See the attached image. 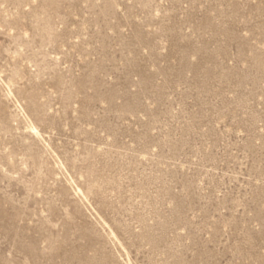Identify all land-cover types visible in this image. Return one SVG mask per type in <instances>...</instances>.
Returning <instances> with one entry per match:
<instances>
[{
  "label": "rangeland",
  "instance_id": "374dc122",
  "mask_svg": "<svg viewBox=\"0 0 264 264\" xmlns=\"http://www.w3.org/2000/svg\"><path fill=\"white\" fill-rule=\"evenodd\" d=\"M0 264H264V0H0Z\"/></svg>",
  "mask_w": 264,
  "mask_h": 264
}]
</instances>
